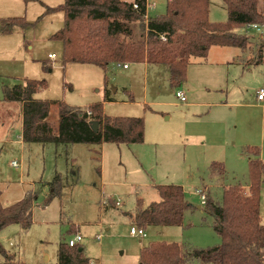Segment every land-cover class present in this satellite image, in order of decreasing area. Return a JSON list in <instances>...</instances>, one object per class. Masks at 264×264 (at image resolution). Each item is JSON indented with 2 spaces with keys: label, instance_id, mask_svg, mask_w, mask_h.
<instances>
[{
  "label": "rangeland",
  "instance_id": "374dc122",
  "mask_svg": "<svg viewBox=\"0 0 264 264\" xmlns=\"http://www.w3.org/2000/svg\"><path fill=\"white\" fill-rule=\"evenodd\" d=\"M63 3L64 0H0V28L1 22L8 19H23L26 23L23 28L13 27L10 35L0 31V104L2 86L12 87L24 79L45 81L46 87L36 95L38 99L62 101L80 108L102 103L105 73L92 65H63L61 43L51 40L63 25V15L47 9ZM147 3L148 17L165 15L167 0H147ZM259 8L264 11V0H259ZM208 18L214 23L226 22L221 0H209ZM235 33L250 37L244 52L247 56H253L255 46L264 38L245 28L236 29ZM48 54H54L56 59H49ZM106 77L114 103L105 105V115L145 116L149 138L160 131L161 125L174 124L182 102L175 98L177 90L170 86L163 67L149 66L143 72L141 67L132 65L126 75L111 66ZM145 104L158 111L159 117L172 116V121L166 122L163 118L160 125L159 117L147 115ZM9 109L7 116L0 109V124L6 122L7 135H0V203L9 206L28 193L35 195L31 227L24 231L18 225H10L0 231L1 247L14 255L15 260L24 264H58V244H65L78 232L83 238L80 247L91 264H138L141 248L168 240L161 230L154 228H146L145 238L129 235L132 224L127 214L135 213L137 199L142 200L144 207L159 201L156 190L141 186L150 178L159 185L180 184L186 201L192 206L184 214L183 232L177 242L202 249L220 244L212 229L213 219L204 206L201 210L193 208L201 205L196 191L204 189L206 197L210 193L204 185L211 178L209 166L205 169L196 149H185L183 144H178L159 147L156 152L148 142L140 148L144 153V170L137 153L127 145L106 144L104 154L100 146L86 144L22 146L15 143L20 136L19 104H12ZM49 121L51 125L56 122L54 106ZM12 161L18 162L21 168H11ZM56 173L61 175L60 195L51 197L49 184ZM236 177L246 186L247 168ZM214 193L213 190V197L209 196L213 200L218 192ZM109 201L114 208L107 205ZM115 202L119 203L118 207ZM259 211L264 226V185L260 190ZM2 261L0 255V264Z\"/></svg>",
  "mask_w": 264,
  "mask_h": 264
},
{
  "label": "trees",
  "instance_id": "16d2710c",
  "mask_svg": "<svg viewBox=\"0 0 264 264\" xmlns=\"http://www.w3.org/2000/svg\"><path fill=\"white\" fill-rule=\"evenodd\" d=\"M226 11L224 23L208 18L209 0H167L166 13L145 22L147 0H64L48 12H61L63 25L51 40L62 44L63 65H92L105 74L114 63L164 65L169 71V84L180 88L186 80L187 67L193 59H204L212 46L234 47L245 52L250 37L235 33L248 25L264 29V11L259 0H221ZM137 8L134 9L133 6ZM23 19L1 22V33L9 35L13 27L23 28ZM138 35V40L135 37ZM119 37H122L120 39ZM163 37L164 40H160ZM252 65L264 64V38L255 46ZM103 85L106 89L107 77ZM46 87L44 80L25 79L12 87L2 86V103L22 106V142L24 144L133 145L144 141V121L141 117H109L103 104L86 108L70 106L62 101H42L35 95ZM107 99V97H105ZM56 108V122L51 125V107ZM97 122L94 132L91 123ZM248 187L241 184L225 186L219 201L207 196L204 209L213 219L212 229L220 244L209 248H194L181 243L153 242L139 251L138 264H264V226L259 202L264 182V164L256 147H245ZM223 166L212 163L209 175L223 176ZM52 196H59L61 177L56 174L49 184ZM158 202L143 207L137 199L136 211L127 214L131 224L145 230L148 227L183 226L184 214L192 206L179 186H156ZM35 195L28 193L20 201L3 206L0 203V231L10 225L27 230L32 225V203ZM0 255L6 264H24L15 260L0 245ZM58 264H91L82 247L69 248L58 244Z\"/></svg>",
  "mask_w": 264,
  "mask_h": 264
},
{
  "label": "crops",
  "instance_id": "0c3cea01",
  "mask_svg": "<svg viewBox=\"0 0 264 264\" xmlns=\"http://www.w3.org/2000/svg\"><path fill=\"white\" fill-rule=\"evenodd\" d=\"M122 1L127 3L133 2V0ZM148 7L149 5L147 3V8ZM262 56L264 58L263 51ZM252 58L253 56H247L238 48L212 46L209 48L204 59L191 60L187 67L185 82L180 86V88L176 89L177 91L179 90L184 93L186 100L178 107V110L175 113V122L173 125L163 127L161 125L163 124V118H165L166 122H171L172 116L163 115V117H159L158 111L151 108L148 104H145L144 109L147 115L159 117L160 119H157V123H159L161 127L159 128V132H155L154 137L149 138L145 129L146 118L144 116V118H142L143 121L145 120L143 143L127 145L129 146L128 148L133 149L135 153H137L136 157H138L140 167L145 170L143 167L144 153H142L143 149L140 148L145 146L148 142H151L154 145V150L156 152L157 148L168 145L183 144L185 149L194 148L200 153L202 165L205 169H207V167L212 163H218L223 166L225 174L218 178L211 177L204 185V187H207L210 190L208 196L213 197L211 194L213 190L216 194L218 192L219 195L217 194L214 196V199L217 201L219 196H221L222 188L238 183L239 181L236 176L243 173V170L247 168L249 157L243 152V148L256 147L259 151L258 158L264 164V97L262 100L257 98L259 90H263L264 92V64L256 66L252 65L250 64ZM132 65L141 67L143 72H146L149 66H161L168 74L169 82V71L164 65H148L143 63L127 64L126 69L117 68L115 66L114 68L119 70L120 74L128 75L130 66ZM111 66L113 65L111 64L109 67ZM114 91L116 90L114 89L113 92ZM36 95L35 99H38ZM105 97H107V99H105ZM38 100L51 102L46 99ZM113 103L114 100L111 95L108 79L106 89L103 87V111L105 112L104 108L106 104ZM12 104L15 103L1 102L0 109L3 112V115L7 116L9 114V108ZM21 110L22 106L19 104L20 136L15 143L25 146L30 144H24L22 142ZM5 124V121L0 124L1 137H7L5 134ZM9 134H11V132H9ZM6 142L10 141L6 140ZM105 145L106 144L100 145L103 150V154L105 151ZM20 168L21 165L19 168H16V170ZM238 184L241 183L239 182ZM169 185L179 186L184 192V189L180 186V184L174 183L159 185L156 184L152 178L149 180L147 179V181H143L141 184L142 187H149L154 190L156 186ZM263 185L264 182L261 184V188ZM243 187L247 188L248 183L246 186L243 185ZM115 204L117 207L119 206L118 202H115ZM107 205L114 208L111 205V201H109ZM202 206L203 205H193V208L201 210ZM132 226L133 225H131V227ZM148 228L161 230L168 239L164 240L166 243H179L177 242V237L183 232L182 227L177 226H153ZM145 237L146 234L143 238ZM2 264L6 263L2 261Z\"/></svg>",
  "mask_w": 264,
  "mask_h": 264
},
{
  "label": "built area",
  "instance_id": "2783aa9c",
  "mask_svg": "<svg viewBox=\"0 0 264 264\" xmlns=\"http://www.w3.org/2000/svg\"><path fill=\"white\" fill-rule=\"evenodd\" d=\"M134 9L137 8L136 5L133 6ZM148 18L147 15L145 16V19ZM147 21V20H145ZM246 30H254L256 33H259V34H262L264 35V29L263 27L259 26V25H256V24H253V25H248L245 27ZM161 39H164L163 37H161ZM48 58L49 59H55L56 56L54 54H51V55H48ZM113 66L117 67V68H123V69H126L127 68V64L126 63H114L112 64ZM264 97V92L263 90H259L258 93H257V98L259 100H262ZM175 98L179 101V102H185L186 98L184 96V93L182 91H176L175 92ZM10 166L13 167V168H19L20 164L16 161H12L10 162ZM196 193L201 197V205H205V201H206V195H205V190H199V191H196ZM129 235L132 236V237H137V238H143L145 236V233H144V230L143 229H139V228H136L135 226H132L130 227V230H129ZM99 236L96 237L97 240H99ZM82 236L76 232L72 237H70L66 242H65V245L69 248H77V247H80L81 243H82Z\"/></svg>",
  "mask_w": 264,
  "mask_h": 264
},
{
  "label": "water",
  "instance_id": "95a60500",
  "mask_svg": "<svg viewBox=\"0 0 264 264\" xmlns=\"http://www.w3.org/2000/svg\"><path fill=\"white\" fill-rule=\"evenodd\" d=\"M91 128H92V130L94 131V132H96L97 131V128H98V123L97 122H92L91 123ZM199 208V207H198Z\"/></svg>",
  "mask_w": 264,
  "mask_h": 264
}]
</instances>
